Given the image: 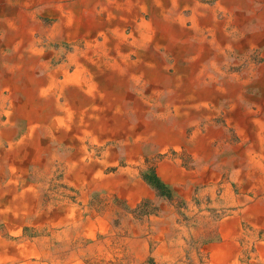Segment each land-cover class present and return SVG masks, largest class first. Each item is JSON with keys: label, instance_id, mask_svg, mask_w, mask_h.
I'll list each match as a JSON object with an SVG mask.
<instances>
[{"label": "bare ground", "instance_id": "bare-ground-1", "mask_svg": "<svg viewBox=\"0 0 264 264\" xmlns=\"http://www.w3.org/2000/svg\"><path fill=\"white\" fill-rule=\"evenodd\" d=\"M201 258L264 264V0H0V264Z\"/></svg>", "mask_w": 264, "mask_h": 264}, {"label": "rangeland", "instance_id": "rangeland-1", "mask_svg": "<svg viewBox=\"0 0 264 264\" xmlns=\"http://www.w3.org/2000/svg\"><path fill=\"white\" fill-rule=\"evenodd\" d=\"M194 244L197 246V243L194 242ZM205 259H206V261L209 260V254H207V255L205 256ZM189 260H190V259H189ZM206 261L203 260V258H201V263H200V264H207ZM150 263H151V264L154 263V259H152V260L150 261ZM177 264H178V263H177Z\"/></svg>", "mask_w": 264, "mask_h": 264}]
</instances>
